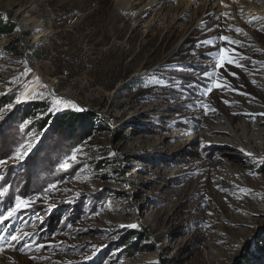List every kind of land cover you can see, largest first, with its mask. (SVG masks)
I'll use <instances>...</instances> for the list:
<instances>
[{"label": "rangeland", "instance_id": "obj_1", "mask_svg": "<svg viewBox=\"0 0 264 264\" xmlns=\"http://www.w3.org/2000/svg\"><path fill=\"white\" fill-rule=\"evenodd\" d=\"M226 2L0 0L17 26L0 38V215L30 201L0 222V264H264V19ZM222 47L239 67L215 68ZM71 111L93 119L75 137L46 127ZM220 125L249 153L206 134ZM129 236L153 250L127 256Z\"/></svg>", "mask_w": 264, "mask_h": 264}, {"label": "trees", "instance_id": "obj_2", "mask_svg": "<svg viewBox=\"0 0 264 264\" xmlns=\"http://www.w3.org/2000/svg\"><path fill=\"white\" fill-rule=\"evenodd\" d=\"M17 29V26L11 22V21H5L3 19V17L0 15V38H5V37H9L12 36L15 31ZM19 40H14L13 43H10V45H7L5 47V53L7 54H11L14 53L15 51H17L18 49L12 48V46L15 44V42H18ZM11 46V47H10ZM43 114L46 115L48 114V108L42 105H37L35 107V109H33L32 111V115H30L29 117H33L35 118L37 115L39 114ZM53 118V120H52ZM47 120V125L46 127H48L49 125V121H53L49 127V129H55V131L57 132H63L66 129H72L71 131L74 132L77 127L79 126H86L87 123H90L91 120H93L91 118V114H85V113H81V112H66L63 115H59V116H52L51 113L48 116ZM45 127V128H46ZM43 130V129H42ZM77 135V131H75L73 133V136L75 137ZM138 234H140L141 236H146V234H143L142 232L138 231ZM132 238L133 236H129L126 240V242L124 243L123 247H124V252L127 253V256H134V254L136 253V251H144V252H151L153 249L150 246H146L142 249H138V245L134 244L132 242ZM245 262H248V257H245Z\"/></svg>", "mask_w": 264, "mask_h": 264}, {"label": "bare ground", "instance_id": "obj_3", "mask_svg": "<svg viewBox=\"0 0 264 264\" xmlns=\"http://www.w3.org/2000/svg\"><path fill=\"white\" fill-rule=\"evenodd\" d=\"M218 1V4H221L224 6H229L231 2L227 3L226 1L227 0H217ZM220 4V5H221ZM222 6V7H223ZM246 7V6H245ZM242 13L243 14H247V13H250L249 16L252 17V19H264V0H255L254 3H251L249 6H247L244 10L242 9ZM247 17V16H246ZM35 26V25H34ZM29 30V28L27 26H24L22 27V31H27ZM42 42V35H39V34H35L34 36V40L32 43H27L26 44V47L29 49L30 46L32 44H40ZM35 72H38L37 69H34ZM46 85L48 87H50V84L48 82H46ZM139 117H142V118H145V119H150V118H160L163 115L161 109L157 110L153 107H147V108H143L142 111H138V114H137ZM258 121V120H257ZM259 122L261 123H264V118L262 117L261 120H259ZM219 131H222L226 134L227 137L224 138V140L222 141L221 139V142H223V144L225 145H230L232 148L234 149H240V150H244V151H247L249 153V151L246 149V147L242 144V141L237 138L236 134L232 133L231 130H227V128L224 126V125H220V127H214V128H210L206 134H209L211 132H219ZM222 138V137H221ZM189 139L190 141L191 140H196L197 137L195 135H191L189 136ZM251 156H254V157H261V155H258V154H249Z\"/></svg>", "mask_w": 264, "mask_h": 264}, {"label": "snow or ice", "instance_id": "obj_4", "mask_svg": "<svg viewBox=\"0 0 264 264\" xmlns=\"http://www.w3.org/2000/svg\"><path fill=\"white\" fill-rule=\"evenodd\" d=\"M249 22L251 23V21H249ZM235 31L238 34H240V33H242L243 30L237 28V29H235ZM218 39L220 41L226 42L229 45L237 44L238 43L237 41L232 40L230 37H228L226 35H221ZM203 43L208 44V43H212V42L211 41H204ZM234 55H236L235 49L229 50V48H227V47L220 48L219 53L215 57V59L217 61V63L215 64V68L216 69H219V68L225 67L228 64H233V65L239 67L240 65L233 58ZM233 75H235V74L233 73ZM206 78L212 80V79H216L217 77L215 76V74H211V75L206 74ZM225 86H226V83H219V82H217L215 84V87H217V88H223ZM211 91H212V87L209 86L206 89L205 94H209V93H211ZM56 102L57 103H61V102H63V103H72L70 101H62L61 98H56ZM72 106L73 107H76L74 104H72ZM205 108H206V106H205ZM77 110H79V109H77ZM14 158H22V157H21V154L19 152H17L16 157H14ZM72 159H75V157L73 156ZM4 163H6V161L0 160V164H4ZM62 167L65 168V169H67L69 167V164L68 163H65V164L62 165ZM0 195H3V192H0ZM29 203H30L29 200H27V199H21L20 197H17V199H16V209L21 208V207H27L29 205ZM16 209H13V208L7 209V211H6V213L4 215H0V222H2L3 220L7 219L9 216H12L14 214V212H15ZM133 227H135V226L133 225ZM12 240H14V241L15 240H18V237L13 236L12 237Z\"/></svg>", "mask_w": 264, "mask_h": 264}, {"label": "water", "instance_id": "obj_5", "mask_svg": "<svg viewBox=\"0 0 264 264\" xmlns=\"http://www.w3.org/2000/svg\"><path fill=\"white\" fill-rule=\"evenodd\" d=\"M0 15H5V13L4 12H0ZM13 23H15L14 21H12Z\"/></svg>", "mask_w": 264, "mask_h": 264}]
</instances>
